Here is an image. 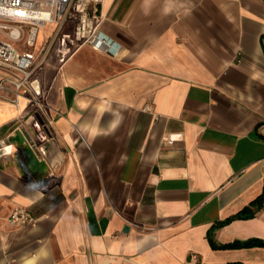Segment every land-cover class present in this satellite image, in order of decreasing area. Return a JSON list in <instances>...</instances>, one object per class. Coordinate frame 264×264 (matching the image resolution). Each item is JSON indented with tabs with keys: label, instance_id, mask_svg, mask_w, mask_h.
I'll list each match as a JSON object with an SVG mask.
<instances>
[{
	"label": "crops",
	"instance_id": "0c3cea01",
	"mask_svg": "<svg viewBox=\"0 0 264 264\" xmlns=\"http://www.w3.org/2000/svg\"><path fill=\"white\" fill-rule=\"evenodd\" d=\"M102 11L112 52L66 23L37 91L0 99V264H264L263 246L207 238L264 189V0ZM17 207L35 222L13 224ZM249 238L264 204L215 232Z\"/></svg>",
	"mask_w": 264,
	"mask_h": 264
},
{
	"label": "built area",
	"instance_id": "2783aa9c",
	"mask_svg": "<svg viewBox=\"0 0 264 264\" xmlns=\"http://www.w3.org/2000/svg\"><path fill=\"white\" fill-rule=\"evenodd\" d=\"M102 4L103 0H0V99L18 103L22 96L37 91L40 78L35 71L66 23H73L74 29L65 36L112 52L113 42L101 30ZM49 26L53 31L37 50L39 32ZM167 140L174 137L169 135ZM9 219L16 225L35 222L23 207L15 208Z\"/></svg>",
	"mask_w": 264,
	"mask_h": 264
},
{
	"label": "trees",
	"instance_id": "16d2710c",
	"mask_svg": "<svg viewBox=\"0 0 264 264\" xmlns=\"http://www.w3.org/2000/svg\"><path fill=\"white\" fill-rule=\"evenodd\" d=\"M264 204V189L263 192L253 200L249 205L245 206L239 212L227 217L224 220L218 221L214 223L207 233V238L209 243L213 249H234V248H245V247H254V246H263L264 247V240L259 238H249L246 240H234L233 242L229 243H219L215 239V232L229 224L231 221L235 219H248L254 217L258 211L261 210Z\"/></svg>",
	"mask_w": 264,
	"mask_h": 264
},
{
	"label": "rangeland",
	"instance_id": "374dc122",
	"mask_svg": "<svg viewBox=\"0 0 264 264\" xmlns=\"http://www.w3.org/2000/svg\"><path fill=\"white\" fill-rule=\"evenodd\" d=\"M49 30H50V27H47V28H45L44 30H40V32H39V38H38V42L40 41V38L42 37V35L44 34V32L45 31H47V32H49ZM1 35V34H0ZM20 45V48L21 49H24V46H22V44H19Z\"/></svg>",
	"mask_w": 264,
	"mask_h": 264
}]
</instances>
